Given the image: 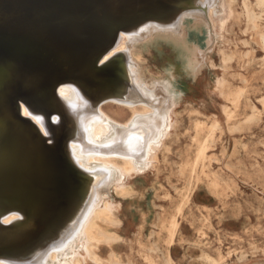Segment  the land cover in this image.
Here are the masks:
<instances>
[{
  "label": "rangeland",
  "instance_id": "1",
  "mask_svg": "<svg viewBox=\"0 0 264 264\" xmlns=\"http://www.w3.org/2000/svg\"><path fill=\"white\" fill-rule=\"evenodd\" d=\"M206 2L226 18L225 0ZM243 3L255 10L250 20ZM232 7L217 40L212 22L220 17L200 18V12L185 19L182 39L155 36L142 45L148 80L142 89L162 94L167 102L160 105L159 125H135L140 131L135 141L129 140L128 151L121 148L122 158L138 161L131 169L136 175L122 182L132 195L116 194L120 175L108 172L86 206L91 213L104 200L117 204L119 223L108 220L114 225L107 230L119 239L113 248L95 247L104 259L113 254L114 261L105 264H210L209 257L219 264H264V10L255 0H232ZM154 77L171 81L170 86L157 85ZM174 106L175 125L150 168L144 153L132 157L138 149L131 146L159 142ZM104 109L118 121L131 115L115 103ZM84 240L77 230L55 249L56 258L75 264L78 257L85 264Z\"/></svg>",
  "mask_w": 264,
  "mask_h": 264
},
{
  "label": "water",
  "instance_id": "2",
  "mask_svg": "<svg viewBox=\"0 0 264 264\" xmlns=\"http://www.w3.org/2000/svg\"><path fill=\"white\" fill-rule=\"evenodd\" d=\"M199 2L0 0V261L34 264L39 255L43 261L100 186L101 172H88L72 154L71 142L81 135L74 106L58 89L78 90L82 106L94 110L107 101H144L122 75L126 51L104 57L121 33L205 13ZM12 213L17 217L4 223Z\"/></svg>",
  "mask_w": 264,
  "mask_h": 264
},
{
  "label": "bare ground",
  "instance_id": "3",
  "mask_svg": "<svg viewBox=\"0 0 264 264\" xmlns=\"http://www.w3.org/2000/svg\"><path fill=\"white\" fill-rule=\"evenodd\" d=\"M199 1H200L199 3L202 4L207 9V11L205 13L202 11H197V12H193L190 14L185 13V15L179 19L180 21L177 25H175L176 24L175 23V24L169 25V27H161L159 25L152 24V25L144 26L136 34L121 33V35H120L121 37L119 40L120 44H118V46L114 50H112L110 53H108L103 59V61H104L107 57L114 54V52H119L120 50L126 51L127 57H128V65L126 66V68L122 69V71H123L122 75H126L127 79L130 78V80L133 81L134 86H135L134 87L135 92H137V93L139 92L144 97V99H147V100L153 99L154 101H149V102H142L141 101L142 103H138V104H135V103L119 104L116 101H110V102L107 101L104 104H101L100 106H98L96 110H94L90 107L88 109V108H84L82 106V104H83L81 102L82 99L81 98L79 99L76 96V93L77 94L79 93L78 90L75 91L74 88L71 89L70 87H66V86H62L58 89L59 94L62 95V97L65 99V101L69 105L74 106V108L72 109V110H74L73 111V113H74L73 126L75 127L74 129H78V132L81 135V137L78 138V140H74L73 142H71V151H72L74 158L77 160V163L80 166H82L85 170H87L88 172L92 171L95 173V170L100 171L102 174V176L100 178L107 177V175H109L108 172L115 171L116 173H118L120 175L119 181H117L118 184L113 187V190L121 198L128 197V196L132 195V193L134 191L127 184H124V186H123L122 182L124 180L126 182L129 177L136 175V174H132L131 169L134 168L133 167L134 163H138V161H135V159H132V158L129 161L122 158V156L119 155V154H121L120 153L122 150L121 148H125L128 151L129 145H130L129 140L135 141L134 140L135 135L139 134V132H140L137 129L136 130L133 129L135 127V125L138 128H139L140 123L150 124L151 126H153L154 124L159 125L158 124L160 122L159 118H160V116L163 115L161 110H160V108H161L160 105L165 104V102H167L162 94H160V93H154L153 94V93H149L148 91H145L146 89H142L143 87H146V84L148 82V80L145 78V75H143V71H142V61H143V59H141L142 45L144 43H146V41L153 39V37H155V36L168 37V38L170 37L171 39H174L176 41L179 40V38L182 39V34H183V31L185 30V24H183L185 19H187V18L196 19L195 14L199 15L200 12H201L200 18H206L207 16H209L210 18L220 17V18H218L217 22L216 21L212 22L213 24H215L214 27L212 26V28L214 29L212 31L215 34V38L217 40V38L221 34V31L223 30L224 26L226 25V21L234 14V7H232V0H225L226 1V7H227L225 19H224V15L220 16L218 10L217 11L211 10L212 7L207 5V2H206L207 0H199ZM255 4L260 9L264 10V0H255ZM243 6H244V9H243L244 15L248 17V20L252 19V17H253L252 15H256L254 8L252 6H248L246 3H243ZM192 15L195 18L192 17ZM199 71H200V68L196 70L195 75H197ZM153 82H155L157 85L164 84L165 86H170L171 81H169V80L165 81L164 79L161 80L160 78L154 77ZM219 83L221 84L220 81L218 82V84ZM137 93L132 94V98L135 101L140 100L139 95ZM107 103L108 104L109 103H115L119 106L127 107L131 110V115L128 118H126L125 120L118 121L114 116H112L110 113H108L106 111V109H104L105 104H107ZM175 108L176 107L174 106V108L172 110H170L171 113H170V118H169L170 119L169 120L170 121L169 126L165 129L162 139H160V141L156 142V143L148 142V143L143 145L142 143L139 142V144L138 143L133 144V146H131V147H133V149L136 151L138 149V153L132 155V157H134V156L139 157V156H141L142 153H144V156L146 155V159H147L148 164L150 165V168L153 167V164L156 161V153L164 146L165 141H166L165 139L170 135V133H171V131L175 125V123L173 122L174 121L173 118L175 115ZM113 110H115V109H113ZM22 111H24V114L27 115V112L25 111L24 108ZM76 115L79 116L78 119H76ZM225 115H226V113H225ZM32 119L39 125V127H41V129L43 131L45 130L43 127V122L38 121L39 118L36 119L35 117H32ZM54 120H56V119L54 118ZM175 138L178 139V137H175ZM175 142H176V140H175ZM210 142H211V140H210ZM120 143H122V146L119 145ZM145 145L147 147H146V149L143 150ZM140 148H141V150H139ZM190 148H191V146H190ZM113 151L116 152L114 155L112 153ZM169 152H171V151H169ZM204 159H205V157H204ZM219 162H220V160H219ZM150 163H152V164H150ZM174 164H175V162H174ZM187 183L186 184L184 183V184L187 185ZM92 194H93V196H92L91 200H93L96 197L97 192L94 191ZM168 195H169V193H168ZM256 195H258V194L256 193ZM91 200H90V202H91ZM90 202H89V204H90ZM154 203H153V205H154ZM116 206H117V204L112 205L109 202L106 203L104 200L101 203L100 208L94 209L91 213H89V210L86 209L85 212L83 214H81V216H79V218L76 219L75 222H73V220H74L73 219L72 222L69 224L70 227H69V232H67L68 234L67 233L64 234V237L62 239H60V242H58L57 244H52L51 247H49L48 251L44 252L45 253L44 254L45 255L44 260L42 257L43 261H40V255H39L38 258H36V261H35L36 263H34V264H44V263H47L48 261L55 263V264L64 263L63 260L56 258L54 251H55V249L59 248L64 243V241H63L64 239L74 235L77 230H79L80 233L83 234L84 239H85L83 241V245H82V251L86 257L85 264H105V263L113 262L114 261L113 254L110 256L109 259H104L102 257H99L96 254L95 247H98L99 249H101L102 248L101 245L105 244L108 246V248L109 247L113 248V242H115L119 239V236L116 233L107 230V227L109 225H114V224H108V220H110L113 223H119L118 220L116 219V215H115V210L117 208ZM174 208L176 209V207H174ZM15 217H17V215L13 214V213L10 215H7L3 218V222L8 223V222H10V220L12 218H15ZM159 217H158V219H159ZM157 221L160 222V219ZM159 222H157V223H159ZM154 224L155 223H153V225ZM153 234H154V232H153ZM153 234H152V236H153ZM66 242L67 241L65 240V243ZM154 242H155V244L157 243L156 241H154ZM189 243H190V241H189ZM197 243H198V241H197ZM155 248H157V247H155ZM157 251H159V250H157ZM162 258H163V256H162ZM208 261L210 264H219L217 262V260L212 259L210 257H209ZM169 262H171V261H169ZM81 263L83 264V261H81L77 257V259H75V264H81ZM0 264H7V263L0 261ZM116 264H117V262H116Z\"/></svg>",
  "mask_w": 264,
  "mask_h": 264
}]
</instances>
